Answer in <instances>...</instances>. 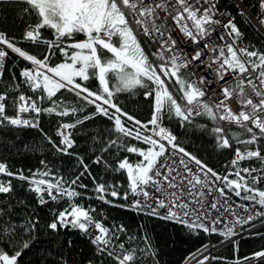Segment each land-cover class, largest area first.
<instances>
[{
    "label": "snow or ice",
    "instance_id": "1",
    "mask_svg": "<svg viewBox=\"0 0 264 264\" xmlns=\"http://www.w3.org/2000/svg\"><path fill=\"white\" fill-rule=\"evenodd\" d=\"M15 2L25 5L23 11L32 22L19 38L0 32V78L13 55L26 62L20 82L11 87L17 93L11 104L9 92H0V128L37 130L56 153L74 158L76 171L66 179L41 160L42 169L25 174L0 161V177L6 178L0 179V194L13 193L16 180L35 194L39 206L64 203L62 210H50L52 219L44 228L85 240L92 247L87 264L159 260L147 223L130 234L124 224H107L81 199L94 198L147 221L179 225L192 235H218L222 246H233L237 252L242 232L261 235L254 222L264 224V45L246 42L237 16H247L246 23L264 31V0H257L259 15L248 13L243 0H234L237 16L226 17L220 15L216 0ZM24 42L28 49L18 46ZM149 45L153 51L146 50ZM57 54L62 59L52 63ZM193 75L196 79L190 78ZM93 80L95 90L89 87ZM65 92L74 102L64 97ZM125 93L150 101V119L142 121L120 105L118 97ZM89 107L93 110L87 111ZM44 115L60 118L58 140L41 127ZM97 117L110 127L91 137L96 153L86 162L75 151V132ZM198 117L212 122L215 147L231 152L223 174L182 146L168 126L175 120L182 128L208 130L205 123L195 122ZM121 152L139 159L131 162L127 155H118ZM113 155L116 159L110 162ZM93 166L124 176L127 187L93 173ZM86 179L93 197L80 191L89 188ZM232 196L248 203L234 205ZM15 216L10 207H0V264H20L40 243L38 214ZM75 243L66 238L61 246L71 249ZM208 247L202 246L205 251ZM206 261L209 256L198 264ZM256 262L264 264V249L236 264ZM57 264L68 261L62 258Z\"/></svg>",
    "mask_w": 264,
    "mask_h": 264
},
{
    "label": "trees",
    "instance_id": "2",
    "mask_svg": "<svg viewBox=\"0 0 264 264\" xmlns=\"http://www.w3.org/2000/svg\"><path fill=\"white\" fill-rule=\"evenodd\" d=\"M220 1L221 3L227 2V0ZM243 4L251 11H255L256 0H243ZM228 6L233 16H237V8L233 6V3H230ZM24 7L25 5L16 3L15 0H11V2L0 0V32H4L10 37L19 38L22 36L28 25L32 22V18L24 13ZM246 20L245 17L237 16L238 27L245 32L246 42H250L260 48L261 45H264V36L256 27L246 23ZM45 35H47V32H45ZM77 38L82 39L83 37L78 36ZM18 46L25 49L29 48L26 42L20 43ZM29 50L31 51V49ZM146 50L150 52L154 49L149 45ZM261 50H264V48ZM61 59L59 54H57L53 57L52 63H58ZM25 66L26 63L17 59L14 55L5 63L4 75L0 79V92H4L5 90L9 92V104L12 102L11 97L17 95V93L11 91V87L13 84L20 82L19 72ZM185 75H188V73L185 72ZM13 76L17 78L15 81L12 80ZM89 87L95 90L97 87L96 81H90ZM21 90L24 89L22 88ZM63 95L69 101L74 102L75 98L71 94L65 92ZM118 102L126 111L136 115L142 121L150 119V101L145 100L142 95L120 94ZM43 106H47V102ZM92 110L91 107L87 109V111ZM9 114H12L11 109L9 110ZM84 114L81 113L80 115ZM59 120L60 118L55 116L44 115L41 117V127L49 136L57 140L56 129ZM64 120L67 121L69 118H64ZM195 122L205 123L208 130H201L193 126L182 128L175 120L168 126L177 135L178 141L182 146L197 154L209 166L220 169L230 158L231 152L218 150L215 147V141L210 135L211 121H208L207 118L198 117ZM109 127L110 125L106 120L97 117L93 121L86 122L83 127H80L75 132V139L78 145L75 151L85 156L86 162H89L88 157L94 156L96 153L95 143L91 137L106 133ZM232 130L235 131L236 129L233 128ZM118 155H127L131 162H136L139 159L135 155L123 152L118 153ZM115 159L116 155L109 157L110 162ZM41 160H45L54 171L58 170L66 179L72 177L76 171L74 158L61 156L59 153H56L37 130L29 128L17 129L12 126L0 128V161L7 163L10 170H23L25 174H29V170L34 171L43 168V165L40 164ZM92 171L93 173L99 172L110 183L121 184L124 188L127 187L125 177L119 173H104L103 169L98 166H93ZM0 179L6 178L0 177ZM84 182L89 185V188L87 190L80 189V191L85 192L87 197H93L94 193L91 182L87 179ZM13 184V193L9 195L0 194V207H10L16 214L14 219H22L23 216L29 213H35L38 214L40 220V243L36 244L28 251L27 255L23 256L20 264H57L62 258L67 259L68 262L76 261L77 264H82L92 256V247L74 233L71 237H66L64 233L57 236L44 228V225L52 219V212L50 210H62L66 206L64 203L60 205L50 203L47 206H39L36 203L35 194L27 190V185L24 182L13 180ZM236 198L241 200L238 197ZM79 202L86 206L91 205L95 207L97 212L106 218L107 224H124L130 234H136L139 231L138 225L147 223L151 229L152 243L158 249L159 264H180L187 255L202 247L208 240L205 234L196 236L190 234L179 225L160 221H147V218L135 212L112 208L94 198L81 199ZM119 202L123 203L124 201ZM66 238L76 241L71 249L61 246L63 240ZM211 239L214 243H218L221 237L212 235ZM262 249H264V233L260 236L244 237V239L239 240L238 252L234 251L233 246L218 247L215 252L217 257L215 263L226 264L236 262L237 260L243 262L244 257L250 256L252 253Z\"/></svg>",
    "mask_w": 264,
    "mask_h": 264
},
{
    "label": "built area",
    "instance_id": "3",
    "mask_svg": "<svg viewBox=\"0 0 264 264\" xmlns=\"http://www.w3.org/2000/svg\"><path fill=\"white\" fill-rule=\"evenodd\" d=\"M216 3L217 5H221L223 6L221 9H219V13L222 17H226V13H231V10L229 9V4L230 3H234V0H228L226 3L224 4H220V1L219 0H216ZM247 12L248 13H254V14H257L259 15L260 14V9L258 8V3H257V0H256V11H251L249 8H247ZM224 22L226 23L227 22V19L225 18L224 19ZM261 33L264 35V31H261ZM212 69L214 70L215 69V65L213 64L212 65ZM201 75H203V72H200ZM213 75H214V71H213ZM191 79H196V76H191L190 77ZM217 87H219V83L216 85ZM235 105H233V108L235 109ZM231 159V156L230 158L227 160V162L225 164L222 165V167L220 169H215L217 170L218 172H220L221 174L224 173V167L225 165L228 163V161ZM213 168V167H212ZM232 203L234 205H239V204H247L248 202H244V201H241L239 199H237L235 196H232ZM237 211H240L241 214L243 215V212L242 210L240 209H237ZM256 224V228L260 230L261 234L264 233V224L261 223V221L259 219H257L255 222ZM110 225V224H109ZM247 227V226H246ZM242 235L244 237H249L246 232H242ZM208 236V235H207ZM205 245H208V250H203V248H199L197 249L196 251L190 253L189 255H187L180 264H198V261L202 260L204 256H209V261H206L205 264H216L215 263V260L216 259H212V257H216L215 255V252H216V249L220 246H222L219 242L218 243H213L212 240H211V237L208 236V241L206 242ZM213 245H215V247H213ZM203 253V254H202ZM68 264H72V262H68ZM82 264H87V261L83 262ZM226 264H236V262H229V263H226Z\"/></svg>",
    "mask_w": 264,
    "mask_h": 264
},
{
    "label": "bare ground",
    "instance_id": "4",
    "mask_svg": "<svg viewBox=\"0 0 264 264\" xmlns=\"http://www.w3.org/2000/svg\"><path fill=\"white\" fill-rule=\"evenodd\" d=\"M220 1V0H219ZM228 1V0H227ZM220 4H224V3H221V1H220ZM223 6H221V5H218V8L219 9H221ZM233 15V14H232ZM245 18L247 19V16H245ZM87 261V260H86Z\"/></svg>",
    "mask_w": 264,
    "mask_h": 264
},
{
    "label": "rangeland",
    "instance_id": "5",
    "mask_svg": "<svg viewBox=\"0 0 264 264\" xmlns=\"http://www.w3.org/2000/svg\"><path fill=\"white\" fill-rule=\"evenodd\" d=\"M26 63V62H25Z\"/></svg>",
    "mask_w": 264,
    "mask_h": 264
}]
</instances>
